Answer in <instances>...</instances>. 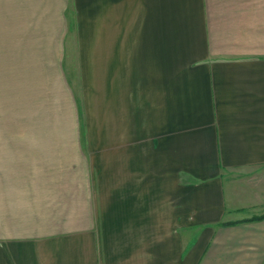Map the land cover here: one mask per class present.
Instances as JSON below:
<instances>
[{
	"label": "crops",
	"instance_id": "1",
	"mask_svg": "<svg viewBox=\"0 0 264 264\" xmlns=\"http://www.w3.org/2000/svg\"><path fill=\"white\" fill-rule=\"evenodd\" d=\"M262 214L264 0H0V264H264Z\"/></svg>",
	"mask_w": 264,
	"mask_h": 264
},
{
	"label": "rangeland",
	"instance_id": "2",
	"mask_svg": "<svg viewBox=\"0 0 264 264\" xmlns=\"http://www.w3.org/2000/svg\"><path fill=\"white\" fill-rule=\"evenodd\" d=\"M64 53V137L75 136V133H72L70 126L76 122H79L80 124L81 136L85 137V126H83L82 115L80 113L83 99L80 92L81 82L79 78V60L76 45H64ZM77 103L79 104V107L77 105V110L80 115H76L74 112Z\"/></svg>",
	"mask_w": 264,
	"mask_h": 264
},
{
	"label": "trees",
	"instance_id": "3",
	"mask_svg": "<svg viewBox=\"0 0 264 264\" xmlns=\"http://www.w3.org/2000/svg\"><path fill=\"white\" fill-rule=\"evenodd\" d=\"M262 218H264V214H262V215L259 216V217H255V218H253V220H259V219H262Z\"/></svg>",
	"mask_w": 264,
	"mask_h": 264
}]
</instances>
